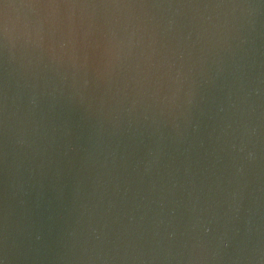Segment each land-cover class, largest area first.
<instances>
[{
	"label": "water",
	"instance_id": "obj_1",
	"mask_svg": "<svg viewBox=\"0 0 264 264\" xmlns=\"http://www.w3.org/2000/svg\"><path fill=\"white\" fill-rule=\"evenodd\" d=\"M0 264H264V0H0Z\"/></svg>",
	"mask_w": 264,
	"mask_h": 264
}]
</instances>
